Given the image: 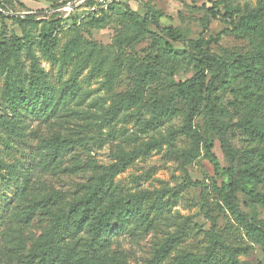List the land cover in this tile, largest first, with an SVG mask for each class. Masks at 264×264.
I'll return each mask as SVG.
<instances>
[{
    "label": "rangeland",
    "instance_id": "1",
    "mask_svg": "<svg viewBox=\"0 0 264 264\" xmlns=\"http://www.w3.org/2000/svg\"><path fill=\"white\" fill-rule=\"evenodd\" d=\"M61 1L13 0L0 7V50L8 48L16 39L23 44H35L39 66L55 85L58 69L45 59L37 46L50 34L53 19L46 15L51 13L52 5ZM144 4L158 15L161 27L174 28L190 40L203 39L208 42L206 49L210 53L226 61L249 58L261 44V40L253 36L223 32L231 22L250 13L260 14L264 22V0H130L128 6L131 12L143 17ZM123 14L124 11L116 9L98 30L91 26L79 27L83 19L80 17L76 21L65 20L52 29L59 43L57 50H63L75 39L92 42L97 51L103 50L105 62L99 69L94 68L92 61L81 63L77 73L68 66L63 81L75 79L77 86L70 93L65 111L48 121L28 120L13 151L0 144V264H24L39 246L51 220L72 201L81 198L88 186L95 185L106 169L117 163V156L133 152L137 153L133 164L115 175L113 183L121 186L122 196L144 191L166 192L165 198L170 199L171 207L155 215L153 230L137 238L114 230L106 237L105 248L92 251L76 264H91L90 258L92 264H148L169 237L177 233L181 239L174 241L156 264H180V260L187 257L190 264H205L203 257L209 246L207 234L212 226L216 237L239 251L240 264H264L261 246L247 236L223 204L220 190L227 182L228 166L205 115L204 104L200 108L201 115L192 121L193 129L207 141L220 165L219 172H215L201 154L185 167V173L182 153L191 148V140L183 134H171L184 124L180 113L182 106H176L179 114L169 121L164 111L155 114L151 108L155 100H166L173 95V82L192 79L198 72L196 64L183 54L185 49L181 44L169 40L160 42L159 54L165 67L160 71V78L147 84L135 104H124L108 113L117 95L133 89V76L128 67L144 60L153 42L152 34L159 35L150 26L147 28L149 34L138 41L124 39L126 35L120 24ZM26 16H34V23L17 24L10 19ZM21 62L28 72L29 61L25 55ZM2 78L0 117L11 119L12 113L2 97ZM209 80L210 76L206 75L204 85ZM245 86L242 80L235 79L217 90L216 96L227 112L222 119L224 123L235 125L244 115L235 113L230 104L235 100L234 93ZM254 115L255 122L264 128V103ZM225 136L235 149L241 148L236 129H230ZM55 137L65 141L66 156L59 158L53 167L38 165V148ZM189 181L199 185H191ZM257 191L263 192L264 186H259ZM236 197L243 213L264 223V209L250 202L247 190H241ZM215 255L219 257L222 253L217 250ZM97 258H102V262ZM211 264H215L213 259Z\"/></svg>",
    "mask_w": 264,
    "mask_h": 264
},
{
    "label": "trees",
    "instance_id": "2",
    "mask_svg": "<svg viewBox=\"0 0 264 264\" xmlns=\"http://www.w3.org/2000/svg\"><path fill=\"white\" fill-rule=\"evenodd\" d=\"M71 0H62L54 4L51 10H55ZM3 3H13V0H0ZM143 8V17L131 12L128 4L111 6L107 11L101 12L96 18L93 15L84 17L80 26H91L93 29H102L110 20V15L116 10L124 11L120 18L125 33L124 39L136 40L149 34L147 28L153 27L159 35L152 34L153 42L149 54L143 61L133 63L128 70L133 76V89L129 93L119 94L111 107V111L118 110L120 106L135 104L147 84L160 78V71L164 67V59L159 54V43L169 40L181 44L185 49L184 55L193 61L198 67L196 76L189 80L172 83L173 95L169 98L157 99L151 104L154 113L164 111L167 121L178 116L177 105H181L183 111L181 117L184 124L175 133L183 134L191 140V148L182 153L183 170L198 158L201 154L213 167L215 172L220 171L217 158L210 152V146L203 140L197 130L193 129L192 121L201 115V105L204 104L205 115L211 130L215 134L228 166L225 173L227 182L221 187V198L226 210L234 220L246 231L247 236L252 237L262 248L264 254V223L255 221L243 213L237 202V193L247 190L250 202L264 209V191H257L259 186H264V128L255 122L254 113L264 103V22L260 14L250 13L231 22L230 27L223 34H231L242 37H256L261 40L255 54L249 58L226 61L224 58L212 54L206 49L208 42L203 39L190 40L185 38L182 32L171 28L161 27L156 13L146 4ZM0 16L1 13H0ZM52 18L50 34L44 36L45 42L37 46L45 59L58 69L56 85L50 80V76L40 66L35 55V44L22 43L14 40L8 48L0 50V77L3 76L2 97L12 113L11 119L0 117V144L9 151L15 149L20 140V131L26 127L28 120L48 121L56 114L63 113L71 99V92L77 86L75 79L63 81L64 73L68 66L74 68V73L81 63H94V68L99 69L105 62L103 50L97 51L95 43L77 41L68 42L63 50L58 49V40L52 35V29L60 26L68 19H79L78 15L52 12L46 15ZM34 16L25 18L11 17L17 24H32ZM86 22V23H84ZM78 27V28H79ZM78 31V30H77ZM171 55L170 53H167ZM25 55L29 61L28 72L24 71L21 62ZM59 55V60L56 58ZM173 59L175 58L172 57ZM57 64V65H55ZM206 75L210 76L207 85H204ZM242 80L246 86L234 93L235 100L231 107L235 113L244 115L235 125L224 123L226 115L225 107L216 96L217 90L231 83L233 80ZM161 112V113H162ZM230 129L239 132L241 148L235 149L225 133ZM64 140L55 137L38 148L40 161L38 165L53 167L54 163L65 157L68 148ZM42 150V151H41ZM136 152L117 156V163L109 166L95 185L87 187L85 194L56 215L50 222L46 234L39 241V246L28 256L24 264H76L83 260L92 251L107 246L106 237L114 230L121 231L122 235L129 238H137L145 231L153 230L155 215H159L171 207L170 199L165 198L166 192H137L126 196L121 194V186L113 183V178L133 164ZM0 162V166H1ZM189 184L198 186V183L189 181ZM83 189V188H82ZM116 194V195H115ZM209 246L203 257L205 264H240L237 260L238 250L226 245L225 242L215 236L214 226L207 234ZM181 236L177 233L170 236L164 247L157 252L154 259L148 264H156L164 257L170 246ZM219 251L222 256H216ZM104 258V255H102ZM100 258L99 263L102 262ZM180 260V264H190V258ZM104 261V260H103ZM92 264V259L90 258Z\"/></svg>",
    "mask_w": 264,
    "mask_h": 264
},
{
    "label": "built area",
    "instance_id": "3",
    "mask_svg": "<svg viewBox=\"0 0 264 264\" xmlns=\"http://www.w3.org/2000/svg\"><path fill=\"white\" fill-rule=\"evenodd\" d=\"M130 0H71L65 5L52 10V12H64L68 15L75 14L80 18L90 15L98 18L101 12L107 11L111 6L128 4Z\"/></svg>",
    "mask_w": 264,
    "mask_h": 264
}]
</instances>
